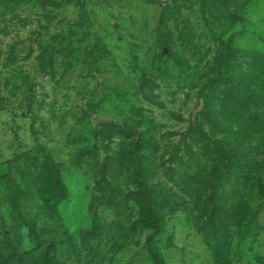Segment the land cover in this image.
I'll return each mask as SVG.
<instances>
[{"label":"rangeland","instance_id":"obj_1","mask_svg":"<svg viewBox=\"0 0 264 264\" xmlns=\"http://www.w3.org/2000/svg\"><path fill=\"white\" fill-rule=\"evenodd\" d=\"M0 264H264V0H0Z\"/></svg>","mask_w":264,"mask_h":264},{"label":"trees","instance_id":"obj_2","mask_svg":"<svg viewBox=\"0 0 264 264\" xmlns=\"http://www.w3.org/2000/svg\"><path fill=\"white\" fill-rule=\"evenodd\" d=\"M21 220H22L21 222H22L23 226L26 227L28 229V231L31 233V235L35 238V236L37 234L35 233L34 227L32 226V222L26 218H22ZM249 228H250V225L248 223L242 225L240 227V234L243 237H246L249 233ZM26 252H28V254L30 253V255H34V256L39 255L37 249H35V248H31V249H29V251H26Z\"/></svg>","mask_w":264,"mask_h":264},{"label":"water","instance_id":"obj_3","mask_svg":"<svg viewBox=\"0 0 264 264\" xmlns=\"http://www.w3.org/2000/svg\"><path fill=\"white\" fill-rule=\"evenodd\" d=\"M202 109V100H200V104L198 105V107H196L193 112H192V117H194L196 115L197 112H199Z\"/></svg>","mask_w":264,"mask_h":264}]
</instances>
